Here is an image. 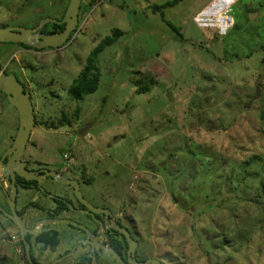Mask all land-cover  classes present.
Segmentation results:
<instances>
[{
	"label": "rangeland",
	"instance_id": "rangeland-1",
	"mask_svg": "<svg viewBox=\"0 0 264 264\" xmlns=\"http://www.w3.org/2000/svg\"><path fill=\"white\" fill-rule=\"evenodd\" d=\"M68 4L0 0V29L59 20ZM114 30L123 36L98 57L96 92L73 100L69 87ZM0 64L31 96L36 126L23 160L32 169L78 177L85 198L103 195L168 264H264V0H81L64 46L0 43ZM17 128L0 93V158ZM42 187L61 197L69 189L51 178ZM35 193L19 189L16 210ZM18 236L0 214V264H26ZM34 237L38 264L69 248L60 239L45 252Z\"/></svg>",
	"mask_w": 264,
	"mask_h": 264
},
{
	"label": "flooded vegetation",
	"instance_id": "flooded-vegetation-1",
	"mask_svg": "<svg viewBox=\"0 0 264 264\" xmlns=\"http://www.w3.org/2000/svg\"><path fill=\"white\" fill-rule=\"evenodd\" d=\"M42 33L44 32L42 31ZM44 34H48V33L45 32ZM1 68L3 69L2 66ZM3 71L6 74L11 73V72L5 71L4 69ZM14 75L18 80V76L16 74ZM20 83L22 84V82ZM22 85L25 91H27V88L25 87V85L24 84ZM0 93L2 92L0 91ZM30 99H31V96H30ZM33 115H34V111H33ZM35 126H36V119L34 115V127ZM32 130H31L28 142L31 139ZM25 152H26V148H25L24 154ZM21 160L27 163L26 169L29 171H40L43 169L48 170L46 169V167H37L35 169H32L31 163L29 160L27 159L23 160V157ZM1 165L4 166L5 171H6L7 157L4 159ZM48 171H51V170H48ZM54 172L59 173L60 175L67 178L68 180L77 182L78 189L81 193V187L84 186V184L80 181L78 177L70 176L69 174L66 173V171H62L61 169L55 170ZM37 175L38 176L42 175V173L39 172ZM2 177L3 176H0V188L5 194L4 197L7 199V196L11 195V191H10V188L5 184V181ZM46 178H50V177H46ZM46 178H43L40 182L27 181V182H34L30 184V186L33 188L28 187L24 189L18 186L16 183L17 194H18V189H24V190L33 189L36 191H40L43 197L50 196L51 200L53 198L59 199L61 201L60 202L61 204H56L52 201L54 203V207L48 208L46 206H40L39 204L30 202L23 209L16 210L17 214L21 216L23 223H24V218H25V214L27 213V210L30 208H33L32 210L33 213L30 214V217L34 220V222H33V226L30 227L29 229L33 228L37 221L43 220V219L68 220V221L76 222L77 224H80L86 228V230H82V229L72 226L71 224H53V225L68 226L66 229H59L56 232L58 233V237H59V245H60V239H62L63 241L70 242V244H69L68 249H65L64 251H62L61 254H59L57 257L53 258L50 262L46 264H52L53 262L57 260H60V261L56 264H168L165 260L160 259L156 257L155 255L151 254L148 249L141 247L139 241L136 238L137 232H136L134 224L130 220L122 216L115 215L113 211L111 210V208L107 205L103 195L99 197L100 198L99 201H95L92 199L85 198V196L81 193L82 198L89 205H91V207L94 209V210H90L77 199L75 195V190L70 185L62 183L69 187V189L63 191L64 197H61L60 195H57V194L56 195L49 194L47 190L43 189L42 187V183L44 179ZM58 183H61V182H58ZM5 185L8 187V193L10 192L9 194L7 193ZM16 200H17V196H16ZM30 204L32 205L30 206ZM15 209H16V202H15ZM4 211L9 213V206H7L6 210ZM0 214L4 215L3 212H1V210H0ZM75 217H80L82 219V222L77 221ZM5 218L7 217L5 216ZM41 228L45 231H51V230H47L48 229L47 227L46 228L41 227ZM120 230H126L128 232L129 237L134 243L132 248L130 247V244L127 238L125 237L123 233L120 232ZM45 231H41V232H45ZM75 233H80V235L78 237H75ZM72 236H74L73 241H71ZM18 238L20 239V236H18ZM31 246H32V243H31ZM58 246L56 247L55 251L57 250ZM31 250H30V254L32 256ZM79 250L80 252H78ZM55 251L52 252L50 251L49 248H45V252L54 254ZM110 251H113L115 255L112 254ZM24 254H25V251H24ZM31 258H33V256ZM33 260L34 258L32 259V261ZM148 261H154L155 263H148ZM34 262L38 264L35 260Z\"/></svg>",
	"mask_w": 264,
	"mask_h": 264
},
{
	"label": "water",
	"instance_id": "water-1",
	"mask_svg": "<svg viewBox=\"0 0 264 264\" xmlns=\"http://www.w3.org/2000/svg\"><path fill=\"white\" fill-rule=\"evenodd\" d=\"M81 5V0H69V4L64 13L61 21L45 18L36 28H25V27H6L0 29V43H15L23 44L35 50L42 49H58L64 46L69 40L71 34L76 30L78 25V14ZM47 24H63L64 30L54 34H44L42 29ZM0 91L6 96L7 101L13 105L18 114V129L13 139L11 146L3 154L0 165L7 157L6 171L3 175L5 184L10 188L11 195L7 196V202L9 206V213L2 210L3 214L13 222L16 226L20 240L23 243L25 251V259L28 264H33L30 245L26 241V235H36L39 227H48L53 224H71L82 230L86 228L76 222L68 220H53L43 219L35 223L34 227L29 229L23 223L21 216H19L15 209V202L17 196L16 177L22 178L25 181H38L40 182L43 178L50 177L57 182H61L70 185L75 190L77 199L85 205L88 209L94 210L81 196L78 189V184L75 181L68 180L64 176L54 171L40 170V171H29L26 169V162L21 159L24 155L26 144L29 140L31 130L34 127V115L33 106L30 99V93L25 91L23 85L17 80L14 74H6L0 66ZM258 92H256V96ZM85 129L78 132L81 136ZM39 172L42 175H37ZM121 233L127 238L130 247L132 248L134 243L129 237L126 230H120ZM112 254L113 251H110ZM115 255V254H114ZM60 260L53 262L52 264L58 263ZM148 263H155L154 261H148Z\"/></svg>",
	"mask_w": 264,
	"mask_h": 264
},
{
	"label": "trees",
	"instance_id": "trees-1",
	"mask_svg": "<svg viewBox=\"0 0 264 264\" xmlns=\"http://www.w3.org/2000/svg\"><path fill=\"white\" fill-rule=\"evenodd\" d=\"M64 14L62 15V18H60L58 21H61L63 19ZM64 29V25L61 24H47L43 27V32L48 34H54L57 32H61ZM123 36V33L119 30H114L109 37L104 38L88 55V57L85 60V66L78 74L77 78L73 81L71 86L68 90V95L75 101L82 102L85 97L93 94L96 92L99 82H100V71L98 70L97 64H98V57L99 55L108 47H111L114 45L121 37ZM69 41V40H68ZM67 41V42H68ZM14 45L15 43H8ZM17 46L23 47L25 49H32L30 47H27L23 44H16ZM149 83L152 85L153 81L150 80ZM149 84H146V90L149 91ZM16 183L21 188H28L31 187L30 184L34 182H27L22 178L16 177ZM33 188V187H31ZM52 201L56 204H61L59 199L53 198ZM32 204H30L31 206ZM26 241L31 247V240L32 235H26ZM34 242L36 244H40L45 248H49L50 251H55L56 247L59 245V237L58 233L54 230L51 231H45L40 232L34 237ZM20 245L23 249L24 254V246L23 243L20 241ZM25 257V254H24ZM32 257V256H31ZM33 259V258H32ZM26 262V261H25ZM34 262V260H33ZM27 264V262H26ZM34 264H36L34 262Z\"/></svg>",
	"mask_w": 264,
	"mask_h": 264
},
{
	"label": "crops",
	"instance_id": "crops-1",
	"mask_svg": "<svg viewBox=\"0 0 264 264\" xmlns=\"http://www.w3.org/2000/svg\"><path fill=\"white\" fill-rule=\"evenodd\" d=\"M18 190H19V189H18ZM47 192H48L49 194H51V195H56V193H54V192H52V191H47ZM35 194H36V195L34 196L33 201H31V202L36 203V204H39L40 206H45V205H44V202L47 201V202H48V206H46V207H48V208H53V207H54V203L52 202L50 196H49V197H43V196H42V193H41L40 191H36ZM28 204H29V203H28ZM28 204H27V205H28ZM27 205L22 206L19 210L23 209V208L26 207ZM32 210H33V208H30V209L27 210V213L25 214V218H24V224H25L26 221H28V220H33V219L30 217V214L33 213ZM25 226H26V225H25ZM47 230H53V229L48 228ZM41 231H45V230H41ZM41 231H39L38 233H40ZM54 231H58V230H54ZM38 233H37V234H38Z\"/></svg>",
	"mask_w": 264,
	"mask_h": 264
},
{
	"label": "built area",
	"instance_id": "built-area-1",
	"mask_svg": "<svg viewBox=\"0 0 264 264\" xmlns=\"http://www.w3.org/2000/svg\"><path fill=\"white\" fill-rule=\"evenodd\" d=\"M11 240H12L13 242H16V243L19 244L17 251H18V252H21V250H23V249H22V246L20 245V239H19V238H15V237H11Z\"/></svg>",
	"mask_w": 264,
	"mask_h": 264
}]
</instances>
